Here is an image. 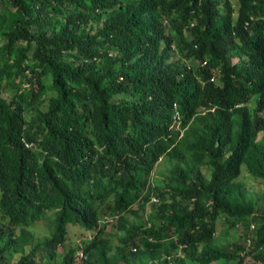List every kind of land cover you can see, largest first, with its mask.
<instances>
[{"label":"trees","instance_id":"16d2710c","mask_svg":"<svg viewBox=\"0 0 264 264\" xmlns=\"http://www.w3.org/2000/svg\"><path fill=\"white\" fill-rule=\"evenodd\" d=\"M237 5L0 0V264H264V0Z\"/></svg>","mask_w":264,"mask_h":264},{"label":"rangeland","instance_id":"374dc122","mask_svg":"<svg viewBox=\"0 0 264 264\" xmlns=\"http://www.w3.org/2000/svg\"><path fill=\"white\" fill-rule=\"evenodd\" d=\"M235 8L238 9V5H237V0H232ZM235 61L237 62L238 59H235ZM13 88L12 85L9 84H5L4 85V93L6 95H11L13 93ZM251 108L254 109L255 107V99L251 102ZM260 140H264V133H262L259 136ZM168 164L166 163V159H163L162 161H160L153 174L152 177L154 178H160L163 177V173L164 171L167 170ZM242 175H241V180L245 182V184L247 185L248 191L250 196L259 199L263 194H264V181L261 179H255L252 178L247 171L245 170V167L242 168ZM153 202V201H152ZM155 202V201H154ZM112 203V198L108 199V201L102 206V210H104L103 207L107 208L108 205ZM151 203H149L148 206V212L150 211V207H151ZM259 209L264 210V202L261 201L259 204ZM103 211H101V215H102ZM150 213V212H149ZM52 215V214H51ZM50 215V216H51ZM102 220H105V218L107 219V217H109V213H103ZM108 215V216H106ZM52 219V216H51ZM116 223V219H112V221L107 225V233H111V234H115V229H113L112 227L114 226V224ZM106 223H103V225H105ZM255 226L256 228H258L261 225V220L260 219H256L255 217H250L248 218L246 221H244L243 224L236 222H233L232 224L227 223L223 218H220L217 221V231H216V236L219 237L220 239H217V243L220 246H225L226 244H228L229 242L232 241H236L240 238V235L243 232H246V235L249 234H254L255 232H253L252 230V226ZM246 228V231H243V229ZM53 229V226L50 225L48 222H46L45 220H43L41 223H39L37 226L34 227V231L37 235V238H44L46 235L49 234V232ZM69 238L70 240L73 242L74 246L76 245L75 242L77 241L79 243V241H84L85 239L82 238L83 233L77 229H75V225L74 224H70L69 225ZM83 232L85 234H88L87 231H85V229H83ZM255 231V230H254ZM76 242V243H77ZM86 244H84L85 246ZM71 247V244H68L65 248L66 249H59V253H64L65 250L69 249ZM187 264H196L192 261H187ZM221 264V263H220ZM247 264H263L262 262H258L255 259H249V261H247Z\"/></svg>","mask_w":264,"mask_h":264},{"label":"built area","instance_id":"2783aa9c","mask_svg":"<svg viewBox=\"0 0 264 264\" xmlns=\"http://www.w3.org/2000/svg\"><path fill=\"white\" fill-rule=\"evenodd\" d=\"M27 146L29 147V145H27ZM154 201H157V199H154ZM111 221H112V219L109 217H107V219L105 218V220H104V222H111ZM254 228H255V226L253 225L252 229H254ZM249 244H251V241H249ZM76 259H77L76 260L77 264H85L88 261V255L83 250H81L77 253Z\"/></svg>","mask_w":264,"mask_h":264},{"label":"clouds","instance_id":"9594fccd","mask_svg":"<svg viewBox=\"0 0 264 264\" xmlns=\"http://www.w3.org/2000/svg\"><path fill=\"white\" fill-rule=\"evenodd\" d=\"M102 223H108V222H104V220H102ZM80 248H81V249H80L79 251L83 250V249H84V246H80ZM79 251H78V252H79ZM83 251H84V250H83Z\"/></svg>","mask_w":264,"mask_h":264}]
</instances>
